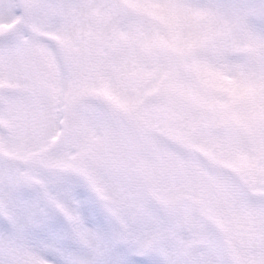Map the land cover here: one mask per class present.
<instances>
[{"label": "snow or ice", "instance_id": "6c2138e0", "mask_svg": "<svg viewBox=\"0 0 264 264\" xmlns=\"http://www.w3.org/2000/svg\"><path fill=\"white\" fill-rule=\"evenodd\" d=\"M0 264H264V0H0Z\"/></svg>", "mask_w": 264, "mask_h": 264}]
</instances>
